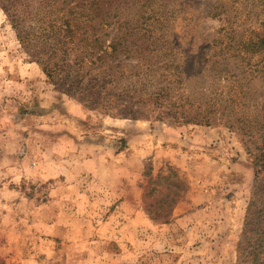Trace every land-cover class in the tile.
Returning <instances> with one entry per match:
<instances>
[{
  "label": "rangeland",
  "instance_id": "1",
  "mask_svg": "<svg viewBox=\"0 0 264 264\" xmlns=\"http://www.w3.org/2000/svg\"><path fill=\"white\" fill-rule=\"evenodd\" d=\"M44 1L0 0V264H264V0ZM90 1L200 122L49 81L12 18Z\"/></svg>",
  "mask_w": 264,
  "mask_h": 264
},
{
  "label": "trees",
  "instance_id": "2",
  "mask_svg": "<svg viewBox=\"0 0 264 264\" xmlns=\"http://www.w3.org/2000/svg\"><path fill=\"white\" fill-rule=\"evenodd\" d=\"M43 4L54 5L50 0ZM94 5L92 1L86 2L87 11L76 10L75 5H64L58 8L59 13L54 14L55 8H52L53 11L48 10L44 18L35 15L34 19L41 23L32 31L19 28L22 23L18 18H12L20 42L36 49L37 60L49 81L59 90L82 100L86 106L114 116L137 117V110L151 102L163 108V113H171L174 122H200L202 112L184 106L182 98L171 92L170 83L155 90L150 88L153 85L152 69L144 57L155 50L135 43L131 35L138 34L133 30L119 32L120 27L114 26L109 32L105 27L109 25L107 16L99 13L98 8L94 10ZM97 18H100L97 26L102 27H91ZM252 47L264 49V33L259 43ZM134 57L139 59L137 64L129 66L126 60ZM260 155L262 158L255 160L264 168V151Z\"/></svg>",
  "mask_w": 264,
  "mask_h": 264
}]
</instances>
